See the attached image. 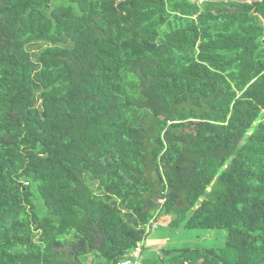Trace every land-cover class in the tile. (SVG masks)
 Wrapping results in <instances>:
<instances>
[{
  "label": "trees",
  "instance_id": "1",
  "mask_svg": "<svg viewBox=\"0 0 264 264\" xmlns=\"http://www.w3.org/2000/svg\"><path fill=\"white\" fill-rule=\"evenodd\" d=\"M152 223L225 237L151 250ZM138 242L264 264V0H0V264Z\"/></svg>",
  "mask_w": 264,
  "mask_h": 264
},
{
  "label": "rangeland",
  "instance_id": "2",
  "mask_svg": "<svg viewBox=\"0 0 264 264\" xmlns=\"http://www.w3.org/2000/svg\"><path fill=\"white\" fill-rule=\"evenodd\" d=\"M224 237L222 230H182L158 225L151 228L148 236L143 241V244L151 250H159V248H166L168 246L176 247L183 245L202 247L213 244L220 245L223 242ZM90 260L91 258L88 259L86 264H90Z\"/></svg>",
  "mask_w": 264,
  "mask_h": 264
},
{
  "label": "built area",
  "instance_id": "3",
  "mask_svg": "<svg viewBox=\"0 0 264 264\" xmlns=\"http://www.w3.org/2000/svg\"><path fill=\"white\" fill-rule=\"evenodd\" d=\"M153 227H156V223H152ZM142 243L138 242L136 246L125 257L119 259L116 264H142L141 248Z\"/></svg>",
  "mask_w": 264,
  "mask_h": 264
}]
</instances>
